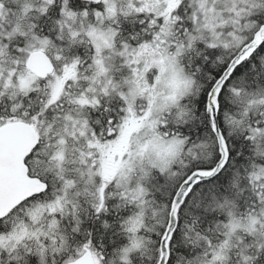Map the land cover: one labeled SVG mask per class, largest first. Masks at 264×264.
<instances>
[{"label":"snow or ice","instance_id":"1","mask_svg":"<svg viewBox=\"0 0 264 264\" xmlns=\"http://www.w3.org/2000/svg\"><path fill=\"white\" fill-rule=\"evenodd\" d=\"M0 264H264V0H0Z\"/></svg>","mask_w":264,"mask_h":264}]
</instances>
